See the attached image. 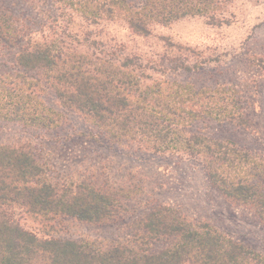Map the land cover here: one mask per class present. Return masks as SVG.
<instances>
[{
  "label": "trees",
  "instance_id": "16d2710c",
  "mask_svg": "<svg viewBox=\"0 0 264 264\" xmlns=\"http://www.w3.org/2000/svg\"><path fill=\"white\" fill-rule=\"evenodd\" d=\"M57 2L67 17L65 33H60L64 37L34 31L26 36V46L15 55L14 71L0 74V118L35 130H59L67 118L46 102L45 96L53 93L62 108L79 113L97 131L74 133L69 139H103L131 153L196 159L211 186L232 203L253 208L264 220L261 158L232 141L214 140L192 130L196 122L216 120L222 113L237 122L219 105L223 100L219 89L208 92V103L203 96L206 90L169 81L146 83L148 71L155 72L164 61L169 72L192 67L181 55L164 58L161 64L145 61L142 56H123L119 47L106 50L89 33L69 32L79 16L88 24L122 21L132 33L150 37L154 24L203 16L215 6L213 1ZM2 37L24 40L21 30L0 20V41ZM237 124L244 126L241 121ZM51 173L32 146L0 145V264H264L261 253L170 205L150 207L131 224L129 237L112 246L41 238L26 230L21 220L29 218L43 229L66 217L112 222L125 210L124 201L138 194L134 187L112 191L95 176L57 180Z\"/></svg>",
  "mask_w": 264,
  "mask_h": 264
},
{
  "label": "rangeland",
  "instance_id": "374dc122",
  "mask_svg": "<svg viewBox=\"0 0 264 264\" xmlns=\"http://www.w3.org/2000/svg\"><path fill=\"white\" fill-rule=\"evenodd\" d=\"M57 1L0 0L1 22L21 30L24 37L22 42L2 37L0 74L14 71L15 55L26 46V36L32 31L36 35L64 37L67 17ZM210 1L215 6L205 15L171 25L154 24L150 37L132 33L122 21L88 24L79 16L69 32L78 31L82 36L89 33L102 48L119 47L123 56H142L145 61L161 64L169 57H185L191 71L169 72L164 61V66L155 72L148 71L150 80L146 83L186 84L195 91L206 90L203 96L207 98L208 92L219 89L217 94L223 97L219 105L244 126L222 113L216 120L196 122L192 130L214 140L232 141L256 154L264 165V0ZM45 99L48 105L64 112L66 125L43 131L0 118V145L32 146L51 167L54 179L95 176L100 185L112 191L134 187L138 194L134 200L124 201L125 210L112 222L87 223L66 217L53 228L43 229L25 217L21 224L26 230L41 238L87 241L108 247L128 238L131 224L150 207L170 205L189 219L209 222L221 233L264 255V220L253 208L232 203L211 186L198 160L180 154L131 153L103 139H69L74 133L97 131L79 113L62 108L53 93ZM207 102L211 103V99Z\"/></svg>",
  "mask_w": 264,
  "mask_h": 264
}]
</instances>
